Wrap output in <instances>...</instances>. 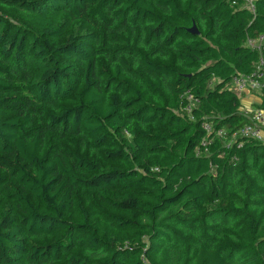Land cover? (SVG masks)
<instances>
[{
    "label": "trees",
    "instance_id": "obj_1",
    "mask_svg": "<svg viewBox=\"0 0 264 264\" xmlns=\"http://www.w3.org/2000/svg\"><path fill=\"white\" fill-rule=\"evenodd\" d=\"M256 7L0 0V110L13 113L0 114V194L15 207L0 215V264H264V143L201 146L204 121L249 122L228 83L258 59ZM48 133L94 147L44 157ZM93 193L130 217L93 220L82 206Z\"/></svg>",
    "mask_w": 264,
    "mask_h": 264
},
{
    "label": "built area",
    "instance_id": "obj_2",
    "mask_svg": "<svg viewBox=\"0 0 264 264\" xmlns=\"http://www.w3.org/2000/svg\"><path fill=\"white\" fill-rule=\"evenodd\" d=\"M244 7L249 9L253 14L256 13V0H242ZM258 42V44L256 43ZM248 46L256 49L259 52L258 59L253 64V68L247 73H234L228 83V89L234 91L238 96L242 94H256L263 96L264 89V34L258 36L257 39H251ZM185 106L182 111L186 112L192 118L193 107L198 103V100L193 97L191 91L184 93ZM248 115L249 122L243 126L235 129H228L224 126L216 127L213 122L204 121L203 129L205 137L201 141V146L208 148L216 139L220 141L231 140L226 148L227 149H240L244 146L245 142L254 140L264 143V106L259 104Z\"/></svg>",
    "mask_w": 264,
    "mask_h": 264
},
{
    "label": "rangeland",
    "instance_id": "obj_3",
    "mask_svg": "<svg viewBox=\"0 0 264 264\" xmlns=\"http://www.w3.org/2000/svg\"><path fill=\"white\" fill-rule=\"evenodd\" d=\"M214 82L216 83V80H214ZM214 86V85H213ZM244 97V96H243ZM249 99L252 102H249L250 105H252L253 110L255 108H257V106L259 104L262 103L263 98H259L256 95H249ZM255 103V104H252ZM252 109L248 108L247 112L251 113L253 111ZM243 111V110H242ZM244 112V111H243ZM0 114L4 117H9L12 116L13 113L11 112V110L9 109H1L0 110ZM82 139V138H81ZM79 137L76 136H69L67 138H60L58 134L56 133H48L47 134V145H46V150L44 152V157L51 155L56 148H58L59 146H67L70 147L82 154L86 153L91 147H94L93 142L91 141H85V139L81 140ZM231 140H225L222 142V145L226 148L227 144L230 142ZM107 145H113L114 143L109 141L107 143ZM99 147V146H98ZM217 175V170H212V176ZM226 191H228V185L225 188ZM91 199L89 200L88 203H82L83 209H85V211H88L91 214V217L93 220H97L100 221V223L102 224H107L110 226H113V224L116 223V221L118 220V216L122 215L123 218H128L130 217L129 214H125V213H118L115 214L113 212L112 209L108 208L107 206L104 205V203H102L101 201H99L97 198L94 197V193L91 195ZM207 208H214L216 207L213 203V199L210 198L211 195L210 193H207ZM7 209H15L14 207V203H12L9 198L4 197L0 194V215H2L4 210ZM13 216H15V213L12 214ZM68 219L73 221V222H78L80 220L83 219V211L80 207V205H76L68 214ZM133 227V223H131L130 221H127L125 226H124V230H130ZM76 237L82 238L84 239V241L87 240L88 235L85 233H77L75 234ZM145 241H147V239H145ZM142 259L143 261H147L146 257L144 255H142Z\"/></svg>",
    "mask_w": 264,
    "mask_h": 264
},
{
    "label": "crops",
    "instance_id": "obj_4",
    "mask_svg": "<svg viewBox=\"0 0 264 264\" xmlns=\"http://www.w3.org/2000/svg\"><path fill=\"white\" fill-rule=\"evenodd\" d=\"M264 34V33H263ZM260 35H262V34H260ZM259 35V36H260ZM258 37H256V38H248L247 39V46H248V42H249V40H251V39H257ZM257 44H258V42H256ZM249 47V46H248ZM249 95H256V94H242V95H240V96H238L239 97V100L241 101V112H243V113H249V112H247V111H245V110H247L248 108H250V109H252L253 110V107H252V105H250L249 104V102H252L250 99H249ZM244 96V97H243ZM257 97H259L260 99L261 98H263V96H258V95H256ZM262 102H263V100H262ZM252 104H255V103H252ZM243 110V111H242Z\"/></svg>",
    "mask_w": 264,
    "mask_h": 264
},
{
    "label": "water",
    "instance_id": "obj_5",
    "mask_svg": "<svg viewBox=\"0 0 264 264\" xmlns=\"http://www.w3.org/2000/svg\"><path fill=\"white\" fill-rule=\"evenodd\" d=\"M189 31L193 33H198L195 25L191 29H189Z\"/></svg>",
    "mask_w": 264,
    "mask_h": 264
}]
</instances>
